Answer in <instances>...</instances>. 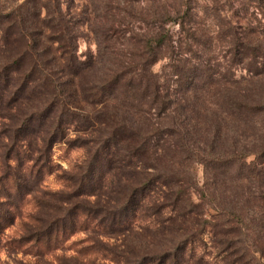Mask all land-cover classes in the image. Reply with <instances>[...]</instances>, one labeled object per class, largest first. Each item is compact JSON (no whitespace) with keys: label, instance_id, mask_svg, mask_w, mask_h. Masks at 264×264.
I'll return each instance as SVG.
<instances>
[{"label":"trees","instance_id":"obj_1","mask_svg":"<svg viewBox=\"0 0 264 264\" xmlns=\"http://www.w3.org/2000/svg\"><path fill=\"white\" fill-rule=\"evenodd\" d=\"M66 4L25 0L0 10V245L20 220L24 235L5 246L58 264H68L56 254L65 248L90 264H210L195 248L210 228L221 254L212 264H261L263 39L234 43L232 63L249 74L225 83L219 112L206 116L193 105L213 76L171 63L160 75L152 71L173 47L167 34L126 55L115 28L95 30L97 56L82 61L80 19ZM99 38L111 47L105 51ZM173 82L180 85L174 93ZM223 121L250 144L230 138ZM71 130L90 134L70 140ZM58 145L85 148L69 171L54 164ZM194 165L204 168L202 188ZM52 175L65 192L42 188ZM235 181L246 182L241 196H253V205L238 208L230 197V205L214 207L217 216L204 217L206 201L219 202L220 186ZM85 232L93 236L69 243Z\"/></svg>","mask_w":264,"mask_h":264},{"label":"rangeland","instance_id":"obj_2","mask_svg":"<svg viewBox=\"0 0 264 264\" xmlns=\"http://www.w3.org/2000/svg\"><path fill=\"white\" fill-rule=\"evenodd\" d=\"M25 0H0V10L8 8L12 3L21 4ZM66 1V0H65ZM70 5H65V9L71 6V14L80 19L78 56L85 61L90 55L97 56L98 44L95 30L100 32L115 28L120 34L118 47L126 54L130 55L134 49L142 43L143 39L154 36L157 33H165L170 38L173 47L165 48V58L153 66L154 74H162L167 64H175L182 67H194L201 73L213 76V81L202 86L200 102L193 107L201 110L206 109V116L220 110L221 90L225 89V83L248 76V71L244 69L243 63H232L234 59L233 49L236 41L248 43L264 41V0H67ZM166 13L168 16L163 17ZM162 20L160 21V17ZM183 22V23H182ZM183 25V26H182ZM101 39L103 49L106 51L109 44ZM137 45V46H136ZM111 47V46H109ZM170 72V69L167 71ZM168 74V73H167ZM236 78V79H235ZM228 85V84H227ZM173 93L180 88L177 82L171 85ZM220 97V98H219ZM90 109V108H89ZM225 131L230 138H237L240 143L248 141L237 137V129L231 123H224ZM85 125H79V129H85ZM73 130V129H72ZM69 139L78 137L87 139L89 132L79 133L72 131ZM79 139V138H78ZM82 144V143H78ZM231 144V143H230ZM85 149V148H84ZM84 149H69L66 145H58L53 149L54 164L62 171H69L75 162L80 161ZM1 155V154H0ZM256 160L255 155L248 157V163ZM14 166V164H11ZM264 166V164L262 165ZM264 168V167H263ZM194 177H196L199 187L202 188L206 182L204 168L193 166ZM264 172V171H263ZM234 177L228 181L231 183ZM210 181V178H209ZM237 181V180H236ZM233 183L228 190L220 186L218 191V201L212 203L206 201L207 210L204 217L212 218L217 216L214 207L229 204L230 197L238 208L248 206V202L253 205L256 199L252 196H241L243 185L246 182ZM47 192H65L64 183L56 176L46 178L42 187ZM1 195V194H0ZM228 196L226 199L225 196ZM199 196L193 194L196 203H200ZM211 203V204H210ZM230 205V204H229ZM234 205V204H233ZM255 205V204H254ZM34 206H26V211L33 212ZM243 211L242 209L240 210ZM22 221H27L25 216ZM147 227L150 222H144ZM20 220L5 231L0 245V264H58L54 256L46 255L37 257L32 252L13 251L6 247V242L11 239H18L24 235ZM92 232L79 233L69 243L75 240L90 238ZM109 242L108 239H104ZM210 228L207 233L198 241L195 247L196 257H203L210 264L217 260L219 254L218 246L214 243ZM111 243H114L113 241ZM259 244V248H263ZM68 264H90L87 259H78L76 251L73 249H63L56 253ZM256 257L264 264V253L257 252ZM78 259V260H77ZM104 264L111 263L110 260L103 261Z\"/></svg>","mask_w":264,"mask_h":264}]
</instances>
